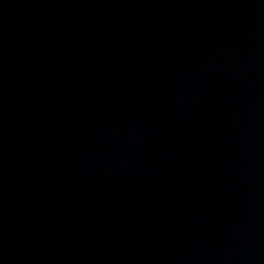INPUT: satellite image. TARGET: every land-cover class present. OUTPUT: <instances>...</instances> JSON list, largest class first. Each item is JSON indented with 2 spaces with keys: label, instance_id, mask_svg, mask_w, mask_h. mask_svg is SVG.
I'll return each mask as SVG.
<instances>
[{
  "label": "water",
  "instance_id": "obj_1",
  "mask_svg": "<svg viewBox=\"0 0 264 264\" xmlns=\"http://www.w3.org/2000/svg\"><path fill=\"white\" fill-rule=\"evenodd\" d=\"M0 264H264V0H0Z\"/></svg>",
  "mask_w": 264,
  "mask_h": 264
}]
</instances>
